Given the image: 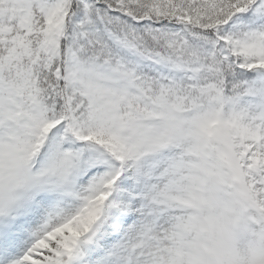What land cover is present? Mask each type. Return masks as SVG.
Segmentation results:
<instances>
[{
    "label": "snow or ice",
    "instance_id": "1",
    "mask_svg": "<svg viewBox=\"0 0 264 264\" xmlns=\"http://www.w3.org/2000/svg\"><path fill=\"white\" fill-rule=\"evenodd\" d=\"M0 264H264V0H0Z\"/></svg>",
    "mask_w": 264,
    "mask_h": 264
}]
</instances>
